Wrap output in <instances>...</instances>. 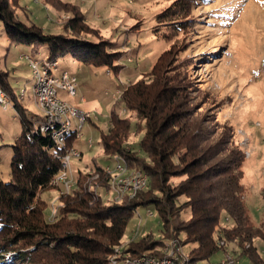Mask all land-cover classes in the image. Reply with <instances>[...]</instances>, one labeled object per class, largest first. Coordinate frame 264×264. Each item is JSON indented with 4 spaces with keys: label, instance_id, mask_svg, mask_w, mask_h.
Masks as SVG:
<instances>
[{
    "label": "trees",
    "instance_id": "trees-1",
    "mask_svg": "<svg viewBox=\"0 0 264 264\" xmlns=\"http://www.w3.org/2000/svg\"><path fill=\"white\" fill-rule=\"evenodd\" d=\"M11 1L15 0H0V28H4L11 46L31 47L34 53L47 46L45 61L54 63L70 56L72 61L116 74L119 59L111 51L114 45L80 41L79 36L85 32L78 24L80 17L74 16L67 23V36L45 33L16 19ZM191 2L194 0H177L158 21L174 24L177 32H183L186 27L182 19L187 18ZM195 3L198 5V0ZM166 56L153 67L151 81L135 82L121 96L127 110L145 121L139 147L151 163H143L135 151H126L131 126L115 110L111 112L108 133L100 138L107 160L121 155L129 164L136 162V168L148 176L147 188L132 199L110 204L97 199L87 188L74 191L62 197L64 207L57 220L51 222L46 219L47 204L41 196L55 189L53 179L62 170V158L76 136L69 138L66 148H60L50 131L36 127L38 123L17 99L8 72L0 69V90L10 99L8 108L12 106L21 123L20 135L10 146V181L0 177V261L14 253L16 264H30L35 253L43 254L45 263L50 264H112L114 250L120 246L135 212L145 208L158 214L165 240L134 242L116 264L146 253L155 256L157 250L161 258L165 241L179 240L182 234L186 235V244L194 245L190 264L209 262L218 253L226 255L230 245L237 258L264 264L255 242L264 241V228L255 225L243 200L244 150L231 136L222 134L216 139L217 132L204 128L206 122L198 119L199 108L192 106L189 98L192 85L188 71H179L178 63L171 64ZM97 169L107 187L109 178L104 168ZM175 179L183 180L177 184ZM180 198L186 203L179 205ZM185 213L188 220L182 218ZM71 216L79 221L71 220ZM31 248L32 254L27 251Z\"/></svg>",
    "mask_w": 264,
    "mask_h": 264
},
{
    "label": "rangeland",
    "instance_id": "rangeland-1",
    "mask_svg": "<svg viewBox=\"0 0 264 264\" xmlns=\"http://www.w3.org/2000/svg\"><path fill=\"white\" fill-rule=\"evenodd\" d=\"M176 1H11L16 19L45 33L67 36V23L74 16L80 17L78 24L85 30L79 36L80 41L110 42L114 45L111 51L117 54L115 59H119L115 63V75L105 68H92L72 61L70 56L59 60L57 69L53 71L56 77L67 71L76 78V95L72 97L68 92L59 90L58 97L63 102L82 108L85 115L82 121L75 120L82 126V131L76 132L80 139L74 141L72 148L80 153L70 158L66 168L68 184L55 187L41 196L47 204V221L57 220L59 210L65 204L62 197L74 191H83V188L106 204L132 199L147 188L146 174V187L137 194L125 193L118 198L117 193L109 187L110 182L106 184L107 187L103 186L104 180L97 168L102 166L104 170L108 167L114 170L118 157L126 163L127 175L141 170L136 168V162L129 164L121 155L107 160L100 138L102 133H108L111 112L115 110L120 118L128 119L131 126L125 143L126 151H135L143 163H151L139 147L145 135V121L127 110L121 96L131 84L142 79L151 81L153 67L164 54H168L166 58L171 64L176 62L179 71L183 68L189 73L188 82L192 85L189 98L191 105L199 108L198 119L206 122L204 128L217 132L216 139L222 134L224 137L231 136L235 144L243 148V200L255 225L264 228V0H198V5L194 0L187 18L182 19V25L186 27L183 32H177L176 25H164L157 19ZM23 55L31 58H24ZM47 55V46L40 47L37 53L31 47L11 46L4 28H0V69L8 72L17 99L28 109V116L36 123L41 121L44 110L33 88L36 81L34 70L38 68L37 63L40 64L37 60H45ZM179 80L184 82L182 78ZM7 105L0 99V147L9 145L0 150V177L4 182L10 181L13 157L10 146L21 132L15 110L11 105L6 108ZM104 175L109 180L116 177L115 172L110 176L105 171ZM183 179H175L174 182L178 184ZM177 201L179 205L186 203L184 198ZM182 216L183 220H188V214ZM70 218L79 221L76 216ZM142 239L148 243L156 239L165 240L154 209L139 208L135 212L111 261L123 257L128 246ZM173 240L176 245L171 247L166 246L170 241H165L161 249L163 257H158V250L154 252L155 256L147 253L142 256L167 258L170 248L181 254L179 259L183 264H190V252L194 245L186 244L185 234L181 235V239ZM255 242L264 256V241ZM27 251L34 253L32 248ZM12 255L14 253L8 254L1 264H16V256ZM33 255L34 261L30 264L51 263H45L43 254ZM236 256L234 246L230 245L226 255L218 253L203 264H222L226 259L230 262L229 257L234 264H252L249 258Z\"/></svg>",
    "mask_w": 264,
    "mask_h": 264
},
{
    "label": "built area",
    "instance_id": "built-area-1",
    "mask_svg": "<svg viewBox=\"0 0 264 264\" xmlns=\"http://www.w3.org/2000/svg\"><path fill=\"white\" fill-rule=\"evenodd\" d=\"M37 61L39 62L40 60ZM57 64L58 62L51 63L45 60L40 61V64L37 63L38 68L34 70L36 81L33 88L39 98L42 110H44V116H42L40 122L38 121L40 130L44 132L50 131L56 144L60 148H66L69 138L73 134L77 137L76 140L80 139L77 133L82 131V126L77 124L76 121L77 119L83 120L85 111L67 102H63L58 97L59 90L68 92L72 97L75 96L77 93V80L67 71H63L60 77L54 76L53 71L57 69ZM0 99L2 102L8 104L6 107L8 108L10 100L2 90H0ZM73 120L76 121L74 122ZM78 153L80 152L72 147L71 149H66V154L62 158V170L53 179V185L55 187L68 184L66 168L70 163V158ZM116 162L117 164L114 170L108 167L105 171L110 176L113 172L116 174L113 180H109V187L117 193L118 198L122 197L125 193L137 194L140 189L146 187L147 176L145 173L137 171L127 175L126 163L122 159H119V157L116 159ZM175 245V240L166 244L167 247ZM169 251L170 256L167 258L159 259L141 256L135 259H126L123 264H183L179 259L181 255L179 252L171 250L170 248L167 252ZM229 259L231 260L230 262L226 259L222 264H234L232 258L229 257ZM111 262L112 264L117 263L116 260H112Z\"/></svg>",
    "mask_w": 264,
    "mask_h": 264
},
{
    "label": "clouds",
    "instance_id": "clouds-1",
    "mask_svg": "<svg viewBox=\"0 0 264 264\" xmlns=\"http://www.w3.org/2000/svg\"><path fill=\"white\" fill-rule=\"evenodd\" d=\"M74 141H76V138L74 139ZM74 141H73V143H74ZM1 263H3V260H2V261H0V264H1Z\"/></svg>",
    "mask_w": 264,
    "mask_h": 264
},
{
    "label": "crops",
    "instance_id": "crops-1",
    "mask_svg": "<svg viewBox=\"0 0 264 264\" xmlns=\"http://www.w3.org/2000/svg\"><path fill=\"white\" fill-rule=\"evenodd\" d=\"M77 88H78V86H77ZM86 98V97H85ZM80 109H82V108H80ZM83 110V109H82Z\"/></svg>",
    "mask_w": 264,
    "mask_h": 264
}]
</instances>
